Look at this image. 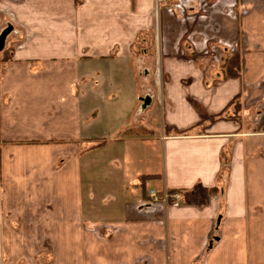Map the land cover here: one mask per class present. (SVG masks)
Instances as JSON below:
<instances>
[{"label":"crops","instance_id":"crops-1","mask_svg":"<svg viewBox=\"0 0 264 264\" xmlns=\"http://www.w3.org/2000/svg\"><path fill=\"white\" fill-rule=\"evenodd\" d=\"M9 28L0 264H264V0H0Z\"/></svg>","mask_w":264,"mask_h":264},{"label":"rangeland","instance_id":"rangeland-1","mask_svg":"<svg viewBox=\"0 0 264 264\" xmlns=\"http://www.w3.org/2000/svg\"><path fill=\"white\" fill-rule=\"evenodd\" d=\"M111 93L114 94L118 98H125V96L128 95V92L126 90H121V88H119V90L113 91ZM152 119H155L156 123L154 125L158 128L159 119H160V112L157 113V117H154ZM108 120H109L111 125L107 129L105 127L102 128V130L104 132L103 134L105 135L104 138L111 141V143H109L108 146H106L105 148H101L97 151L92 152V154H91L93 157H95L98 160L99 163H101L107 157H109L110 154L117 152V151H113V150H119V148L122 146L120 142H114V141H112V139L115 138V136L117 135V134H115L116 133L115 128H117V126L122 123L123 117H108ZM153 151H155L156 154L158 153L157 155H158L159 159L161 160V158H160L161 156L159 155L157 146H156L155 150H153ZM109 158L107 159L108 161H109ZM86 160L88 161V155L86 156ZM97 169L99 171L94 176V179H95L94 181L97 183L99 193H102V192L106 191V186H104L106 183V180L110 179L112 181H116L118 179L115 177V174L113 175V173H110L106 168H103V167L101 168L99 166Z\"/></svg>","mask_w":264,"mask_h":264},{"label":"built area","instance_id":"built-area-1","mask_svg":"<svg viewBox=\"0 0 264 264\" xmlns=\"http://www.w3.org/2000/svg\"><path fill=\"white\" fill-rule=\"evenodd\" d=\"M182 199V195L180 192H172L169 190H163L161 192H157L155 190H151L149 193V201L145 203L144 206L151 205L155 202H163L165 204H168L170 202L175 203V205L179 204V202Z\"/></svg>","mask_w":264,"mask_h":264},{"label":"trees","instance_id":"trees-1","mask_svg":"<svg viewBox=\"0 0 264 264\" xmlns=\"http://www.w3.org/2000/svg\"><path fill=\"white\" fill-rule=\"evenodd\" d=\"M227 75L233 76L237 75L239 72V57L235 54V56H232L228 62H227ZM173 192V191H172ZM213 191H204L205 195H208L209 193H212Z\"/></svg>","mask_w":264,"mask_h":264},{"label":"water","instance_id":"water-1","mask_svg":"<svg viewBox=\"0 0 264 264\" xmlns=\"http://www.w3.org/2000/svg\"><path fill=\"white\" fill-rule=\"evenodd\" d=\"M11 31V28L7 29L1 36L0 38V50L3 49L4 46V41H5V37L7 36V34Z\"/></svg>","mask_w":264,"mask_h":264}]
</instances>
